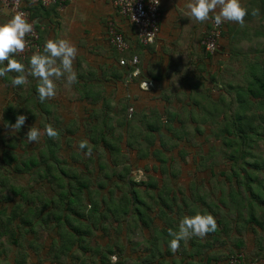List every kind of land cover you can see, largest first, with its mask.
<instances>
[{
  "label": "crops",
  "instance_id": "obj_1",
  "mask_svg": "<svg viewBox=\"0 0 264 264\" xmlns=\"http://www.w3.org/2000/svg\"><path fill=\"white\" fill-rule=\"evenodd\" d=\"M181 3V0H163V22L159 37L155 44L147 47L138 44L134 30L117 14L111 0H73L62 12L56 7L35 6L31 8V19L36 22L40 31L42 46L47 39L62 38L69 40L77 48V55L73 60L77 79L70 83V94L78 97L77 101L87 108L89 115L91 111H99L102 115L110 117L115 114L120 116L119 113H122L125 100L128 99L127 94L130 92V100L136 113L148 117L163 118L181 111H186V115L194 113L197 116L203 111V114H206L209 106L207 103L198 104L202 100L211 101L209 111L214 116L226 100L232 102L237 97L247 102L242 107V114L250 117L257 113L264 118V89L252 85L254 81L258 82V78H253L254 73L260 78L264 77V44L249 43L255 41L258 35L264 38V31H253L250 26L247 28L245 25L226 22L225 34L218 46L219 51L217 50L214 56H208L200 45L199 25L197 28L183 25L179 13L172 11L173 6H179ZM106 16L107 22H102L101 18ZM9 18L8 12L0 5V23ZM110 20L116 22L125 34L131 47L129 53L133 52L131 54L140 58V77L135 78L130 85L125 84L127 75L123 74L124 68L119 65L120 58L108 41L106 29ZM100 21L101 26L98 24ZM95 27L99 30H95ZM202 28L203 36L209 26L207 29ZM198 36L199 40L196 41ZM63 79L61 77L56 80L55 84L63 83ZM142 82L148 83L149 88L143 89ZM252 90L258 95L254 96ZM252 100H257L256 107L261 105L262 108L252 111ZM191 101L194 103L191 104ZM234 109L237 107L232 103L231 109H227L228 115H231ZM259 126L264 128L262 123H259ZM231 190L235 192L233 187ZM240 192L244 193L242 190ZM261 197H264V187ZM216 224L221 227L219 222L216 221ZM137 226L133 224L132 228L137 229ZM132 228L130 235L128 232L121 234L124 245L119 248L115 243L114 247H109L106 242L108 238L99 236L97 244L100 245V250L107 251L111 248L115 252L109 255L104 264H113L111 256L115 254L118 255L115 264H128V260L132 261L131 264H225L228 259L229 254L215 257L216 252L210 253L217 250L214 242L220 241V235H226L224 239L227 241L229 235L222 231L213 233L214 235L188 238L189 242L184 241V244L179 245L178 254L171 256L170 252H167L166 256L159 259L149 251L150 246L143 252L136 249L139 240L136 238L135 243V238L130 240ZM263 233L252 238L253 248H262ZM94 240L96 241L95 238ZM230 240L233 241V238L230 237ZM50 243L54 252L48 260L49 264H100L97 260H92L90 254L76 247V251L69 254L67 249L60 252L59 245H53L55 240ZM0 244L5 246L3 253L6 250V237L0 239ZM227 245L231 246L229 243ZM233 245L234 243L232 247ZM55 254L59 256L56 257ZM167 256L170 258H166ZM255 258L264 262V258ZM0 262L6 264L5 253L0 254Z\"/></svg>",
  "mask_w": 264,
  "mask_h": 264
},
{
  "label": "rangeland",
  "instance_id": "obj_2",
  "mask_svg": "<svg viewBox=\"0 0 264 264\" xmlns=\"http://www.w3.org/2000/svg\"><path fill=\"white\" fill-rule=\"evenodd\" d=\"M181 1L182 3L179 4V6H173L172 11L179 13L181 21L184 23L183 25L192 26V28H197V25H199V29L201 30H199L198 32L201 36V41L203 33L202 27L206 29L208 26L211 27V20L204 22H198L194 20L186 10L185 5L187 0ZM183 2L185 3L183 4ZM247 3H249V0H241L242 6H246ZM0 5L5 10L1 2ZM6 12L8 11L6 10ZM101 19L102 22H104V20H106L105 22H107L108 16H106V18L104 17V19ZM253 23L254 24H249V22L246 21L244 25L247 28L248 26H250L252 27L253 31L255 30L259 32L262 30V28H264L263 19L259 21H256L254 19ZM98 24L101 26V21L100 23L98 22ZM95 30H99V28L95 27ZM197 40H199V36L197 37L196 41ZM263 41L264 38L258 35L257 39L255 38V41L252 40L249 43L253 45L255 43L259 44L261 42V44L263 45ZM14 58L22 61V58H20L18 55L14 56ZM28 59L29 57L25 60L24 63L26 71L28 68ZM8 75L9 77H7V80L9 82H6V79H3V76L0 77L1 166L3 152L2 149L4 148H6L7 154L9 156H15L18 160H21L19 162L20 165H22V162L30 160L32 157L37 158L40 152L46 151L48 148V143L46 140L47 135L43 131L46 126V121L42 118L41 115L38 114L40 111L39 107L37 109L33 105V103L24 104L25 98L27 99L31 94L33 95L34 99L37 98V96L32 92V87L36 85L37 80H35V78L33 77L31 78V76L27 75L26 72V83L23 86L14 88L11 85L10 80L15 75V73H9ZM62 82L63 83H58L56 85V95L50 99H46L44 103L46 104V107H48L50 104L54 105L52 106V114L55 116L58 115L60 117V124L62 126V129H67L68 127L73 131H76V135L73 136L74 141L72 142L71 146L76 149V153H74V155L78 158V144L85 138L84 135L87 134L86 130L91 124L90 116H88L89 111L86 110L87 108H85L84 105L77 101V96H73L72 94H70L71 84L69 83V86L68 81L65 78L62 80ZM61 85H63V87ZM17 102H19L20 105H22L25 109L24 113L26 116V120L19 132H11V129L6 128L4 125L7 120L5 117V108L8 104L13 103L15 105ZM127 103L129 102L125 101V104ZM199 103H207L209 108L211 107L210 100H202ZM232 103L237 107V109H234L232 113L237 112L238 108L240 107V103H242L243 105L245 104L243 99L241 101L237 97L235 98V101L232 102L226 100L224 104L220 105L217 110V115L214 114V116L210 114V111H207L206 114H203V112H205L203 111L201 115L197 116L194 115V113L192 116H190V114L186 115L187 112L183 111L184 113L182 114L184 115H181L180 117L183 123H180L176 120L172 122L175 130H182V132L176 135L175 132L171 134V132L169 133L167 131L168 129L166 128V126L168 123V117H163L162 126L164 129L162 131L164 132L162 135L155 136V141H153L155 143L151 148L148 149V156L151 155V157L149 156L145 159H143V157L147 151L145 149L146 145L144 140L146 132L149 131L147 126H149L148 124L150 123L147 122V120L145 122L141 120V116H143L142 114L136 113L133 119L132 117L129 118V116H127L126 118L125 114L120 115L119 119L112 122L111 126L112 128L114 126V142L119 143L122 148V155H124L126 159L128 158V160L124 162L125 159H120L119 156H114V158L120 162L121 168L116 167L113 170L110 168L108 169L106 168V166L110 165L108 161L112 160L109 156L108 150L106 151V154L103 152L97 154L96 151H94V148H92V153L90 155H87L93 160V163L89 165L90 168H83L82 164L79 166H82L81 169H83V174L85 175V177L89 178L90 181H94L93 185L92 183L90 185V189L92 190L91 192L94 199L97 200L98 198L99 202H101L103 198H106L107 200L112 198V205L122 206L125 197L127 196V199L129 196L128 189H136L137 192H139L140 195L144 198V190L146 188V184L148 182H156L159 184V188H163V190H169V195L175 196L176 199L173 204H182L184 202L188 203V207H181L179 209L180 211H191L195 208L197 210L196 213L207 212L213 215L215 220L220 219L223 220V222H226L224 225H232V223L229 222L230 220H233V218H235V214L232 211H227L225 207L228 199H230V193L234 192L233 190H231V186L233 185L229 183L227 181V177L223 176V174L221 173L228 170V163L225 160L226 154H224L225 152H227V149L224 146V142L226 139L221 134V131L226 127L227 121L230 116L228 115L227 109H231ZM256 108H262V106L260 105ZM27 110L32 112V114H29ZM33 115H37L38 118L32 121L31 116ZM253 115L258 116L255 114ZM145 116L149 118L147 115ZM127 119H131V121H133L130 126L126 125ZM261 119V123L264 125V118ZM50 124H56L52 118L50 119ZM31 126L39 128L41 130V134L36 142L28 143L24 136H22V134L25 135L28 128ZM196 128L201 133H199ZM169 137H171V139H169ZM160 141L165 143V152L162 157L160 156L162 154H158V150H161L162 148ZM130 144L132 145V147L130 146ZM68 146L69 145H65L64 148L59 151L60 153L57 154V157L62 161H65L66 159V163H69L68 166L74 167L73 160L70 159V155H72L70 154L71 148H68ZM138 148L140 149L138 150ZM262 149V143L259 142L258 148L253 150L254 154H256L255 156H260L257 157L259 159H264V150ZM140 153L142 154V161L139 159ZM154 155H158L160 159H163V163L159 161V159L154 157ZM248 160L251 161L253 159H251L250 157ZM122 163H124V165ZM14 165L15 164L13 163L6 166L5 169L0 168V192L2 193V195L5 194L6 197L10 198V202L6 204L8 207L7 212L9 214L12 212L11 209L15 205H19L18 203H21L23 205V202H19L15 195L12 193V189L21 188L29 192L32 191V189H37L39 183H41L42 181L41 178L38 177V173L40 172L39 168L30 170L27 169L25 170L24 174L19 175L15 171H13ZM125 165H127L128 167H124ZM66 169V166L61 167V171L63 172H65ZM127 170L129 172L127 179L130 178L128 181L120 179L118 173L116 175L113 173V171L119 173L121 172L122 175L125 176ZM3 176H6L4 186L1 185V183L3 182ZM97 181H102L104 188L100 189L98 187ZM131 181L136 182V185L130 183ZM156 191L159 192L158 189ZM196 195L202 197V200H199L200 202L195 199ZM202 202H205V204H203ZM150 204L151 207L155 206L153 203ZM132 208L135 207L133 206ZM22 210L25 211L26 208L23 206ZM243 214H245V212H243ZM150 215L155 220L154 225L150 230L142 229L141 227H139V225L137 226V229H133L132 225L137 224L138 221L136 215L130 213L128 215H125L124 217H122L123 215H120L119 218H121L119 221L111 220L110 225H113L114 229H116L114 230L113 228H108V234H101L100 232H98L96 233L95 237L96 241L92 239L90 242L92 244H97L99 242V236H103L105 238H108L106 239L108 246L115 243L119 248L120 246L124 245L121 236L126 234L127 232L130 235V228H132V236L130 237V240L135 238L134 243L136 241V238L139 240V243L136 246V249L139 252H143L144 249L149 246H152V248L154 249V244H157L160 251L157 252V255L159 253L165 255L167 252H170L171 256L178 254L180 248L178 247L174 252L171 251L167 243L169 237L166 236L167 238L163 237L161 239V235L159 234L161 228H167V224L170 223L169 218L165 216L159 217V215L155 214V211ZM112 218L115 219V217ZM172 219L173 221L171 223L174 226V223L178 219V215L174 214L172 216ZM47 228L44 229L39 224L35 225V233H33L31 237H29V239H31V242H29L34 245L35 249L38 252L35 251L37 252L36 254L32 252L33 256L28 258V261L30 262L28 264H49L50 262H48V260L50 259V257L47 255L49 254L47 251L48 247L51 246V243L49 242H53V240H55V244H53L55 245V247L61 244L62 240L58 236V230L61 229H58L57 225ZM245 230V225L242 223L238 229L233 228V231L229 230L227 241L226 239H224L226 235H220V241L214 242L217 250L210 253L216 252L214 253L216 254L215 257H219L244 251L245 254L252 259H258L255 257L264 258V233L261 235L263 244L262 248H258V246L253 248L252 238L254 239L255 237L251 234V232H246ZM145 232H147L148 234L146 235ZM50 235H52V237L48 238ZM157 237L160 239L152 242L153 238L156 239ZM230 237L233 238V241L230 240ZM223 239L224 241H222ZM238 239L243 240L244 244L246 243V246L244 247V249L242 248V250L238 249L236 246ZM224 242L229 243L231 246L227 245V243L225 244ZM233 243L234 245L232 247ZM6 247L10 249L8 244H6ZM104 250L106 251V249ZM68 251L70 252L69 254H72L76 250L74 251V248H71ZM115 255L111 256L112 263L113 257H116V261L118 260V255ZM168 257L169 256H167L166 258ZM131 262L132 261L128 260V264H131Z\"/></svg>",
  "mask_w": 264,
  "mask_h": 264
},
{
  "label": "trees",
  "instance_id": "obj_3",
  "mask_svg": "<svg viewBox=\"0 0 264 264\" xmlns=\"http://www.w3.org/2000/svg\"><path fill=\"white\" fill-rule=\"evenodd\" d=\"M244 7L249 10L253 8L259 9V14L256 16L246 15L244 17L245 22L248 21L249 24H254V19L256 21L261 19L264 20V0H250ZM262 30L264 31V28H262ZM131 53L127 54V57H130L132 55ZM14 56H16V54H14ZM21 62L25 63V61ZM123 68V74L127 75V73H129L128 68ZM8 74L9 73H6L3 76V79H6V82L8 81ZM255 74L256 73L253 74V78H258V82L254 81V84L252 85L258 86L256 88H260L261 90L264 89V77L260 78ZM35 88L36 85L32 87L34 95H36ZM255 92L256 91L252 90L254 96H257L258 94ZM127 98L128 100L125 101H128L129 103L125 104L122 113H119V115L125 114L126 118L128 116V108L134 107L132 100H130L131 98ZM28 103H33L37 109L39 107L40 111L38 114L46 121V126L51 125L57 131V135L54 138L46 136L48 143L47 150L40 152L37 156L38 159L32 157L30 160L22 162V165L19 164L21 160H18L17 157L9 156L7 154L6 148L2 149V166L0 165V168L5 169L6 166L14 163L13 171L19 175L24 174L27 169L39 168L40 172L38 173V177L42 180L37 189H32V191L29 192L21 188L12 189V193L19 202H23V205L21 203L15 205L11 209L12 212L10 214L7 212L8 207L6 205L10 202V198L6 197L5 194L2 195L0 192V239L6 237V244L10 247V249L6 247V250L3 252L6 254V264H28V258L33 256L32 252L35 254L38 252L34 245L30 243L31 239H29V237L35 233L34 229L36 224H39L44 229L54 225H57V228L61 229L58 230V236L62 240L59 245L60 252L63 249L69 250L76 247L90 254L92 260H97L100 264H104L109 255L115 253L114 250L111 248L107 251L104 249L100 250L99 244H92L90 241L96 237V233L100 232L101 234H108V228L114 229V226L110 225L111 220L119 221L121 218H119L120 215H123L122 217H124L125 215L132 213L136 215L138 221L137 225H139V227L150 230L155 221L150 214L155 211V214L159 215V217L165 216L169 218L170 223L167 224L168 229L163 227L159 231L162 239L163 237H169V229H177L178 223L182 217L197 212L195 208L191 211H180L179 209L181 207L187 208L188 203L173 204L176 199L175 196L169 195V190L159 188V184L156 182H148L149 184H146L144 198L136 189H128L129 196L127 199V196L125 197L122 206L112 205V198L108 200L103 198L101 202H99L98 198L97 200L94 199L91 192L92 190L90 189V185L91 183L93 185L94 181H90L89 178L85 177L83 169H81L82 166L79 167L82 164L83 168L85 167L86 169H89V165L93 163V160L85 155L84 151L80 148L78 149V158L74 155L76 149L71 145L74 141L73 136L76 135V131H73L68 127L67 129H62L60 117L52 114V106L54 105L50 104L46 107L44 102L41 103L38 98L34 99L32 94L27 99L25 98L24 104ZM190 103L193 104L194 101H191ZM256 106L257 100H252L250 102V108L252 111ZM242 107L243 104L240 103L237 112L232 113L229 116L228 121L226 120V127L221 131V134L226 139L224 146L226 147L227 152L224 154H226L225 160L228 163V170L221 173L223 176L227 177V181L233 185L231 187L235 190V192L231 193L230 199H228L225 208L227 211H232L235 214V218L229 222L232 223V225H224L226 222H223V220H216L221 227H216L215 231L208 234L214 235L213 233H221V231L224 234H228L229 230L233 231V228L238 229L242 223L245 225V231L251 232L254 237H259L260 233L264 232V197H261L262 187H264V159L257 158L260 156H255L256 154L253 152V150L258 148L259 142H263L262 150H264V128H260L259 126V123L262 122L261 116L254 113L258 116L252 114L250 117H247L240 111L242 110ZM24 110L25 109L19 102L15 105L13 103L8 104L5 108L6 123L9 125L14 123L18 114L25 115ZM27 111L29 114H32L29 110ZM182 113L184 112H174L170 116H167L168 123L166 128L169 133L171 132V134H173L175 132L176 135L182 132L181 129L175 130L172 125V122L175 120L183 123L180 118L181 115H183ZM135 115L136 110L133 113L132 119ZM192 115L193 113L190 114V116ZM89 116L91 124L86 130L87 134L84 135L85 138L83 141H87L88 147L91 148V153L93 151L92 148H94V151H96L97 154L100 152L106 154V151L108 150L109 156L112 160L108 161L110 165L106 166V168L112 170L116 167L121 168L120 162L117 161L114 156H119L120 159H125L124 162H126L128 158L126 159V157L122 155V148L119 143L114 142V126L113 128L111 126L112 122L119 119L118 114H115L114 117H110L109 115H102L99 111H91ZM31 117L32 121L38 118L37 115ZM141 117L143 122L147 120V122L150 123L148 124L149 126H147L149 131L146 132L144 140L146 145L145 149L147 151L143 157V159H145L146 157H151V155L148 156V149L155 143L153 142L155 141V136L163 134L164 131L162 130L164 128L162 126V117L160 116H151L147 118L143 115ZM51 118L56 124H50ZM132 122L131 119H127L126 125L130 126ZM5 127L9 128L6 125ZM196 130L201 133L197 128ZM22 136L24 135L22 134ZM169 139H171V137H169ZM160 143L162 148L161 150H158V154H162L160 155L162 157L165 152V143L161 141ZM65 145H69L68 148H71L70 154L72 155H70V159L73 160L74 167L68 166L69 163H66V159L65 161H62L57 157V154L60 153L59 151H61ZM130 146L132 147L131 144ZM139 149L140 148H138V150ZM141 157L142 154L140 153L139 159H141ZM154 157L163 163V159H160L158 155H154ZM250 157L253 160L249 161L248 159ZM122 164L124 165V163ZM62 166L67 167L65 172L61 171ZM124 167L128 166L125 165ZM113 173L115 175L118 173L119 178L125 181L130 179H127V176L129 175L128 170L125 176H123L121 172L113 171ZM5 180L6 176H3V182L1 185H5ZM130 183L136 185V182L131 181ZM97 184L100 189L104 188L102 181H97ZM157 189L159 192L156 191ZM241 190L244 192L243 194L240 192ZM201 198L202 197L199 195L195 196V199L198 201L202 200ZM150 203H153L155 206L151 207ZM202 203L205 204V202ZM23 206L26 208L25 211L22 210ZM133 206L135 208H132ZM243 212H245V214H243ZM174 214L178 215V219L173 226L171 222L173 221L172 216ZM112 217H115V219ZM50 237H52V235L48 238ZM159 239L160 238L158 237L156 239L153 238L152 242ZM169 239H171V237H169ZM188 240L189 239H185L181 241L180 245ZM258 242L260 243V239ZM110 246L114 247V245ZM236 246L238 249L242 250V248L244 249L246 246V243L244 244L243 240L238 239ZM4 247L3 244H0V254H3L2 249ZM194 249L196 250V248ZM47 251L49 257L54 252L51 246L48 247ZM149 251L159 259L164 257V255L160 253L157 255V252H160L157 244H154V249L149 247ZM58 256L59 255H56V257ZM229 256L230 255H228V257ZM0 264H3V262H0Z\"/></svg>",
  "mask_w": 264,
  "mask_h": 264
},
{
  "label": "clouds",
  "instance_id": "obj_4",
  "mask_svg": "<svg viewBox=\"0 0 264 264\" xmlns=\"http://www.w3.org/2000/svg\"><path fill=\"white\" fill-rule=\"evenodd\" d=\"M185 7L194 20L198 22L211 20L217 26L226 22L243 26L246 15L259 14L257 8L249 10L242 6L241 0H187ZM35 23V21H29L20 12L13 14L6 22L0 23V77L6 73H15L10 80L14 88L26 83L25 64L15 59L14 54L24 50L25 36L33 31ZM76 55L77 48L69 40L55 38L47 39L43 43L42 50L34 51L29 57L27 75L36 78L35 92L41 103L56 95V80L63 77L69 83L76 81L77 75L73 69V60ZM25 120L24 114H18L14 123L10 125L5 123V125L11 129V132H19ZM43 131L50 138L57 135V131L51 125L45 126ZM40 134L39 128L31 126L24 138L28 143H33L38 140ZM78 147L84 151L85 155L91 154L87 141H80ZM216 227V220L210 213L186 215L180 219L176 230H168V236L171 237L167 241L168 247L174 252L181 241L192 237H203L215 231ZM112 259L115 264L116 257Z\"/></svg>",
  "mask_w": 264,
  "mask_h": 264
},
{
  "label": "built area",
  "instance_id": "obj_5",
  "mask_svg": "<svg viewBox=\"0 0 264 264\" xmlns=\"http://www.w3.org/2000/svg\"><path fill=\"white\" fill-rule=\"evenodd\" d=\"M73 0H0L10 17L17 13H23L29 21L31 19L32 7L50 8L56 7L59 12L65 10ZM112 6L117 14L126 20L135 32L138 44L147 47L155 44L157 41L163 22V0H111ZM108 41L115 52L119 55V65L129 70L125 79V84L130 85L135 78H139L141 70L139 68L140 58L136 54L127 57L131 49L130 44L120 30L116 22L110 21L107 24ZM225 24L217 26L211 21V27L208 32L202 36L200 45L208 55H215L218 45L223 37ZM25 48L22 52L16 54L22 61H25L34 51L42 50L40 44V32L34 24L33 31L25 36ZM146 82L141 83L143 89L149 88ZM127 97L131 96L128 94ZM135 112L134 107H129L127 114L129 118ZM225 264H264L262 260L251 259L244 252L232 254L228 257Z\"/></svg>",
  "mask_w": 264,
  "mask_h": 264
}]
</instances>
